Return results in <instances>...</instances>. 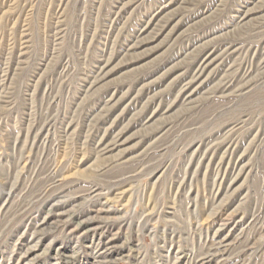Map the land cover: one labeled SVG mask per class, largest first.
<instances>
[{"label":"rangeland","instance_id":"obj_1","mask_svg":"<svg viewBox=\"0 0 264 264\" xmlns=\"http://www.w3.org/2000/svg\"><path fill=\"white\" fill-rule=\"evenodd\" d=\"M0 264H264V0H0Z\"/></svg>","mask_w":264,"mask_h":264}]
</instances>
